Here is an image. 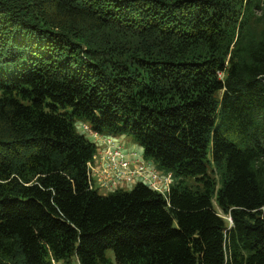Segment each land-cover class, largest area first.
Returning <instances> with one entry per match:
<instances>
[{
	"label": "trees",
	"instance_id": "trees-1",
	"mask_svg": "<svg viewBox=\"0 0 264 264\" xmlns=\"http://www.w3.org/2000/svg\"><path fill=\"white\" fill-rule=\"evenodd\" d=\"M78 121L168 190L102 194ZM73 260L264 264V0H0V264Z\"/></svg>",
	"mask_w": 264,
	"mask_h": 264
},
{
	"label": "built area",
	"instance_id": "built-area-1",
	"mask_svg": "<svg viewBox=\"0 0 264 264\" xmlns=\"http://www.w3.org/2000/svg\"><path fill=\"white\" fill-rule=\"evenodd\" d=\"M83 131L88 130V135L93 136H99V134L95 131H93L88 125H82ZM83 131V134H87ZM102 137L101 145L103 146V158L107 160L106 165L102 171L105 175H109L112 177L115 181L121 179H125L127 182H132L130 177L127 176L124 170L128 169L129 167L135 165L139 171V176L135 179L134 183L139 182L138 179H140L141 182H144L152 189L164 192L167 191L169 188V185L172 182L171 174H163L159 172L153 164L146 162L144 159L139 158L138 156H132V158L128 157V154H126L123 145L120 141L116 139V137L104 135L100 136ZM95 158V156H94ZM93 158V159H94ZM143 158V157H142ZM93 172H97V169L94 168L93 163L89 164V176L92 182V185L94 186V180L91 178L93 175ZM99 174V173H98ZM101 183L107 184L108 181L105 179H100ZM98 182V184H100ZM111 183H114L113 181ZM130 184V183H129ZM115 188H120L119 186H116L112 188L109 187L110 190H104L106 192H110L114 190ZM98 190H102L101 188H98Z\"/></svg>",
	"mask_w": 264,
	"mask_h": 264
},
{
	"label": "rangeland",
	"instance_id": "rangeland-1",
	"mask_svg": "<svg viewBox=\"0 0 264 264\" xmlns=\"http://www.w3.org/2000/svg\"><path fill=\"white\" fill-rule=\"evenodd\" d=\"M78 123H85V124H88V123H86V122H84V121H78L77 124H76V127H77V130H78V131H83V127H82V125H78ZM83 132L87 133V135H88V132H89V131H88V130H85V131H83ZM88 136H89V135H88ZM100 136H104V135H100V134H99V136H93V135H90L89 137H90L91 140L94 139L95 142H96V144H98V142H101V140H102V137H100ZM122 137H123V138H122L121 141L123 142L124 145H128V146H129V145H131V143H132V144H134L137 148H139L140 152H142V148H141L139 145L133 143V141H132V137H131L130 135H124V136H122ZM116 139H117V138H116ZM96 146H97V153L95 154L94 161H98V160H100V159H101V161H99V162H95V164L93 163L94 168L97 169V172H93V175L91 176V178L94 180V187L97 188V186H98V188H101L102 190H99V191H100L102 194L107 193V192L104 191V190H110V189H109L110 186H111L112 188H114V187H116V186H119V187H121V188H125V190H129V189L131 188L130 186H132L131 184L134 183L135 179L139 176V171H138L137 167H136L135 165H133V166L129 167L128 169L124 170L125 173L127 174V176L130 177V179H131L132 182H127L125 179H123V180L119 179V180L115 181L112 177H110V174H109V175H105V174L103 173L102 169H103L105 166H109V165H106L107 160H105V159L103 158V156L98 155V154H99V149H98V145H96ZM123 148H124V147H123ZM124 150H125V149H124ZM98 173H99V174H98ZM100 179H105V180L108 181V183H107V184L101 183V182H100ZM171 179H172V177H171ZM112 181H113L114 183H111ZM138 181H140V179H138ZM98 182H100V184H98ZM129 183H130V184H129ZM107 256L113 259V253H112L111 250H108V251H107ZM71 264H78V263H76L75 261H73Z\"/></svg>",
	"mask_w": 264,
	"mask_h": 264
},
{
	"label": "crops",
	"instance_id": "crops-1",
	"mask_svg": "<svg viewBox=\"0 0 264 264\" xmlns=\"http://www.w3.org/2000/svg\"><path fill=\"white\" fill-rule=\"evenodd\" d=\"M116 138L123 145V147L125 149V152H126V154H128L129 158H132V156H138L139 158L143 159L142 158L143 157L142 156V152H140L139 148H137L134 144L131 143V145H129V146L128 145H124L123 142L121 141L122 138H123L122 136L121 137H116ZM96 145H98V149H99V154L98 155L101 156L103 154V146L101 145V142H98V144H96ZM99 161H101V159L98 160V161H94V159H93L92 163L95 164V162H99ZM130 187H132V186H130ZM73 261L78 263L76 260H73ZM59 264H61V263H59Z\"/></svg>",
	"mask_w": 264,
	"mask_h": 264
},
{
	"label": "bare ground",
	"instance_id": "bare-ground-1",
	"mask_svg": "<svg viewBox=\"0 0 264 264\" xmlns=\"http://www.w3.org/2000/svg\"><path fill=\"white\" fill-rule=\"evenodd\" d=\"M77 124V123H76ZM78 125H88V124H85V123H78ZM87 137H88V139H90V137L87 135V134H85ZM91 140V139H90ZM91 141H93L94 143H95V145H96V142H95V140L93 139V140H91Z\"/></svg>",
	"mask_w": 264,
	"mask_h": 264
}]
</instances>
